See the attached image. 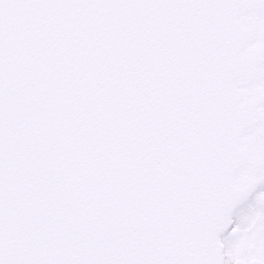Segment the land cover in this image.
Here are the masks:
<instances>
[{
  "label": "snow or ice",
  "instance_id": "1",
  "mask_svg": "<svg viewBox=\"0 0 264 264\" xmlns=\"http://www.w3.org/2000/svg\"><path fill=\"white\" fill-rule=\"evenodd\" d=\"M0 264H264V0H0Z\"/></svg>",
  "mask_w": 264,
  "mask_h": 264
}]
</instances>
